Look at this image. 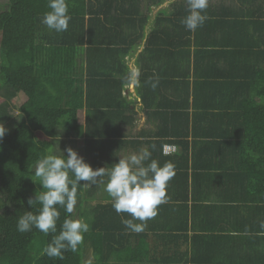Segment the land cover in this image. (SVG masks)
<instances>
[{"label":"trees","instance_id":"1","mask_svg":"<svg viewBox=\"0 0 264 264\" xmlns=\"http://www.w3.org/2000/svg\"><path fill=\"white\" fill-rule=\"evenodd\" d=\"M164 1L68 0L71 20L62 33L41 23L48 0H9L0 12V124L7 129L0 140V264H85L88 247L97 264L116 259L112 204L92 210L93 225L76 252L43 254L66 218L85 217L99 184L81 188L71 214L59 208L56 233H21L17 221L42 190L34 172L45 155L67 156L68 143L83 139V158L94 169L119 160L129 144L124 127L133 128L137 115L123 94L131 82L126 57L144 41L137 92L160 120L156 133L144 131V143L171 163L179 152L187 158L191 145L205 153L203 144H219L222 159L235 158V174L264 187V0H210L209 18L194 32L182 23L188 12L179 0L145 38L151 6ZM103 152L112 163L91 161Z\"/></svg>","mask_w":264,"mask_h":264},{"label":"crops","instance_id":"2","mask_svg":"<svg viewBox=\"0 0 264 264\" xmlns=\"http://www.w3.org/2000/svg\"><path fill=\"white\" fill-rule=\"evenodd\" d=\"M178 1L165 0L151 6L145 38L152 32L161 11H165L164 16H171L173 5ZM232 2L228 0L227 3ZM165 34L171 37L174 32L169 30ZM144 48L145 41L126 57L131 71H140V55ZM139 80L140 77L138 83L131 81L123 90V94L134 101L137 115L133 128L124 127L129 144L120 157L138 152L143 147L149 148L144 143L149 137L142 134L144 131L156 133L160 128V120L155 113L147 112L142 105L137 92ZM72 143L69 142L68 147ZM202 146L205 153L197 152V148L195 150L191 145L187 158L186 151L172 155V164L177 168L167 187L168 202L159 205L158 215L147 222L143 232L126 229L122 220L131 219L128 213L116 212V216L113 215L111 226L117 227V238L125 237L121 242L118 240L119 255L109 264H127V259L134 264H156L158 259L172 264H264V235L257 234L260 221H264L262 182L259 183L256 177L235 174V158L228 153L222 159L221 153L215 152V149H223L219 144ZM83 152L85 155V149ZM103 153L94 160L90 158L91 161L100 165L112 163L107 152ZM152 158L161 165L171 161L168 156L155 151H152ZM104 178L106 182L107 177ZM97 184L100 191L94 192L92 199L84 204L86 215L82 219L89 223L90 228L94 222L92 210L101 204H112L104 184ZM87 257L92 264H97L90 247L85 252V261Z\"/></svg>","mask_w":264,"mask_h":264},{"label":"clouds","instance_id":"3","mask_svg":"<svg viewBox=\"0 0 264 264\" xmlns=\"http://www.w3.org/2000/svg\"><path fill=\"white\" fill-rule=\"evenodd\" d=\"M185 3L188 14L182 23L187 30L194 32L209 18L206 10L210 0H185ZM48 8L50 11L43 15L41 23L58 33L67 31L71 20L68 0H48ZM139 75V69H134L129 78L138 83ZM158 82L157 79L152 83L153 89ZM6 131L0 124V140ZM66 151L67 156L64 152L63 155L49 153L37 162L34 175L39 178L42 190L36 192L34 198L29 197L27 203L31 210L19 216V232L26 233L35 228L45 235L56 233L59 208L71 214L77 206L81 188L97 183L104 184V190L111 197L112 206L118 214L130 215L131 219H124L122 223L135 233L143 232L147 222L158 215L159 205L168 202L167 187L175 176V167L171 162L161 165L152 158L149 148L143 147L138 152L120 157L111 168L95 169L73 148L68 147ZM104 177H107L106 182ZM259 228L257 234L264 235V221H260ZM89 229V223L82 218H66L59 234L43 249V254L63 259L64 252H76Z\"/></svg>","mask_w":264,"mask_h":264},{"label":"rangeland","instance_id":"4","mask_svg":"<svg viewBox=\"0 0 264 264\" xmlns=\"http://www.w3.org/2000/svg\"><path fill=\"white\" fill-rule=\"evenodd\" d=\"M8 3H9V0H0V12H3L5 9H7ZM79 61L81 63H83V61H84V54L79 56ZM23 99H25V96H24V98L22 96H20L15 101V108L16 109L23 102ZM70 147L73 148L74 150H76L80 156H84V152H83L84 151V142H83V139L76 140L75 142H73L70 145ZM85 264H92L90 262V258H88V257L86 258Z\"/></svg>","mask_w":264,"mask_h":264},{"label":"built area","instance_id":"5","mask_svg":"<svg viewBox=\"0 0 264 264\" xmlns=\"http://www.w3.org/2000/svg\"><path fill=\"white\" fill-rule=\"evenodd\" d=\"M175 148H172V147H170V146H167L166 147V152H169V151H171V150H174Z\"/></svg>","mask_w":264,"mask_h":264}]
</instances>
